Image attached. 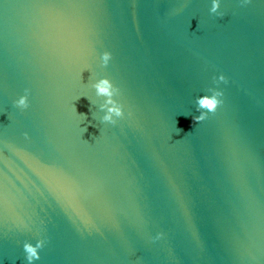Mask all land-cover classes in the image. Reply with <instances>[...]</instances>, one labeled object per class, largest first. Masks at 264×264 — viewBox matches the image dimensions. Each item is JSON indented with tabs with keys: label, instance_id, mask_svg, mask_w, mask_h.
I'll return each instance as SVG.
<instances>
[{
	"label": "water",
	"instance_id": "1",
	"mask_svg": "<svg viewBox=\"0 0 264 264\" xmlns=\"http://www.w3.org/2000/svg\"><path fill=\"white\" fill-rule=\"evenodd\" d=\"M212 2L0 0V264H264V0Z\"/></svg>",
	"mask_w": 264,
	"mask_h": 264
},
{
	"label": "clouds",
	"instance_id": "2",
	"mask_svg": "<svg viewBox=\"0 0 264 264\" xmlns=\"http://www.w3.org/2000/svg\"><path fill=\"white\" fill-rule=\"evenodd\" d=\"M220 4L219 0H213L212 7L210 11L216 13L219 9ZM111 60V53L104 52L101 56V61L103 66H107ZM215 83L226 82V78L223 75H220L218 79H215ZM93 87L96 90V95L99 97H105L104 103L100 104V109L105 111V115L102 117L104 122L115 123L114 117L123 116V107L116 100L113 99L119 93V89L113 85V83L108 78H101L96 83L93 84ZM208 91L211 95H202L197 97L196 104L198 105L197 111L199 115L193 116V121L201 122L207 118L209 112L214 113L218 106L222 103L220 97L223 93L215 88H209ZM27 92V90H26ZM17 107L22 109L28 107V96L23 95L17 101H15ZM206 110V111H204ZM44 246V241L39 240L35 245L30 242H25L23 249L26 253V260L28 264H33L35 260L40 259L39 249Z\"/></svg>",
	"mask_w": 264,
	"mask_h": 264
}]
</instances>
